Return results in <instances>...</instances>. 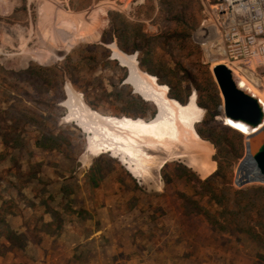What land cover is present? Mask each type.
Here are the masks:
<instances>
[{
	"label": "rangeland",
	"instance_id": "rangeland-1",
	"mask_svg": "<svg viewBox=\"0 0 264 264\" xmlns=\"http://www.w3.org/2000/svg\"><path fill=\"white\" fill-rule=\"evenodd\" d=\"M197 2L200 6L197 26L193 31L184 28L181 33L189 34L200 50L199 55L191 48L180 47V39L174 35L177 24L159 14L163 12L160 0H0V66L3 70L18 71L30 62L45 63L54 58L56 69H63L65 74L60 103L65 100V87L69 85L90 108L101 114L150 119L149 106L141 103L131 85L126 84L129 88L122 85L127 70L111 58L110 44H114L124 53L136 54L138 64L142 61L144 69L159 72L161 83H174L173 94L182 102L186 103L190 94L195 93L197 104L204 109L201 121L213 115L214 120H222L229 126L226 117L217 112L222 105L218 87L219 95L214 99L207 84L199 79L194 84L183 75L184 68L193 72V62L206 65L210 72L213 65L223 63L220 33L210 25L203 11L216 0ZM184 4L189 9L194 2L185 0ZM108 12L111 23L107 22ZM105 24L107 32L115 37L100 46L97 39ZM182 28H176V33ZM144 37L147 43L142 41ZM133 41L140 51L133 49ZM109 53L110 57L106 58ZM2 72L1 69L0 77ZM261 76L264 84V73ZM242 81L254 93V89L262 86ZM18 89L21 92L18 93L25 94V102L15 106V102L4 99L2 94L9 91L4 92L0 84V126L2 121L10 119L22 118L28 122L23 126L24 132L19 133V144L15 147L5 148L0 138V264H80L77 251L80 234L105 227L110 219L111 230L121 232L122 240L124 233L130 235L136 230V218L139 222L146 218L159 221L155 229L158 238L152 243L148 236H142L149 233L146 223L134 241L136 250L132 254L140 260H149L147 264H193L185 253L192 249L188 235L194 231L193 224L198 236L206 239L197 241L205 246L203 254L209 256L198 257L195 264H264V233L250 239L245 234L236 238L233 233L223 231V237H219L208 227L202 214L185 217L178 208L182 194L186 209L215 210L196 182L206 179L217 167L212 143L204 139L205 143L201 142L210 151L207 160L210 168L203 169L198 161L200 168L195 167L191 156L176 146L170 154L160 153L151 176L140 180L112 152L87 153V134L75 123L64 120L67 112L64 106L52 105L53 99L61 96L59 90L54 95L47 94L28 84H19ZM46 94L48 98L41 103ZM10 96L17 95L12 91ZM29 98L35 102L31 103ZM200 122L195 127L208 134ZM232 129L229 147L218 156L230 163L231 186L264 187V183L237 185L236 169L245 154V135ZM41 134L57 137L55 148L46 151L34 146V140ZM78 158L84 160V165L76 170ZM216 181L227 180L219 177ZM246 193L259 194V202L264 201V191ZM99 195L108 202L105 209L92 207ZM147 202L152 209H145ZM140 208L144 209L141 213ZM260 221L264 225V220ZM169 239L172 241L166 243ZM109 240L102 237L100 246L109 245ZM71 244L74 248L69 250ZM167 244L166 252H153ZM82 259L85 260L83 256ZM89 262L95 264V260Z\"/></svg>",
	"mask_w": 264,
	"mask_h": 264
},
{
	"label": "trees",
	"instance_id": "trees-1",
	"mask_svg": "<svg viewBox=\"0 0 264 264\" xmlns=\"http://www.w3.org/2000/svg\"><path fill=\"white\" fill-rule=\"evenodd\" d=\"M185 0H160L161 3V9L162 13L160 11L159 14L167 17L168 20L174 21L177 25L176 28H179L183 26L182 30L176 33V28L174 29V35L177 36L180 41L178 43L180 44L181 48H191L192 52L195 55L200 54V50L198 46L194 45L191 40L189 39V34L183 32L181 33L184 28L189 27V31H193L198 23V12L200 9L199 3L197 0H189V2H194V5H191L189 9H187V6L184 4ZM179 2V3H178ZM110 21V22H109ZM111 23V13L108 12V21ZM107 24L103 26L101 29V32L99 34V37L97 39V42L100 44H108L113 41L115 34L114 33H108L105 29ZM142 41L144 43H147L145 37L142 38ZM133 49L140 51V46L137 44V42L133 41ZM102 46V45H100ZM121 49L125 50L124 47H121ZM110 57V53L107 54L106 58ZM64 60H66V57H64ZM193 72H195V75H191L193 72L188 71L187 69H183V75L184 77H187L191 82H194L195 80L199 79L204 82V84H207L209 86L211 96L216 99L218 98V89L215 81L212 78L211 72L208 69L206 65H201L199 62H193ZM139 67L140 69H144L142 65V61H139ZM57 61L56 59H52L51 62H45V63H33L30 62L28 66L24 69L18 70V71H12V70H3V68L0 66V70L2 69L3 77H0V84L4 86L6 91H9L7 93L2 94V96L7 101H13L16 103L15 106H19L21 103L25 102V94L21 95L18 86L19 84H28L32 85L35 88L43 89L45 90V93L47 94H56L57 90L60 91V95L62 93L64 81H65V74L63 69H56L57 67ZM60 68V67H59ZM146 72L151 73L152 75L157 77V80L161 83V74L157 71H150L148 69H144ZM126 77V72L124 73L122 77V82L124 78ZM197 84V83H196ZM126 85V84H122ZM168 86V96L174 99H177L181 103L182 100L180 97L176 94H173V91L175 89V85L172 82H168L166 84ZM128 86V85H126ZM198 86V85H197ZM129 88V86H128ZM16 93L17 96L11 97V92ZM20 92V93H18ZM45 95L44 101H40L41 103H44L46 101V98H48V95ZM138 99L141 101V103L144 106H149L150 108V119L155 114V107L150 102H145L142 100L139 96H137ZM62 95L58 98L53 99L52 105L55 108H59V103L62 101ZM29 101L35 102L34 99L29 98ZM9 104V103H8ZM220 110L218 109L217 112ZM145 118V117H144ZM148 120V119H146ZM28 124L27 121H24L22 118L18 119H10L9 121H2V126H0V138L2 141V144L5 148H12L15 147L17 143L19 144V140L17 139L19 136V133L24 132L23 126H26ZM200 126H204L207 128L208 134L205 133L203 129L200 127H195L196 131L199 136L209 141L213 144L215 148V154L213 155V160L216 162V169L214 172H212L210 175L206 177V179L202 181H196L198 185L201 187L202 195H205L207 197V203L211 204L213 207H215V210L212 212L206 211L205 209H199L193 208L186 209L185 207V201H184V195L180 194V198L182 202L178 206V208H181V213L183 216L187 217L190 215V217L198 214H202L204 217V221L208 225V227L216 232L219 237H223V231L225 233L231 232L233 233L236 238H238V235H246L248 238H259L261 234L264 233V225L261 224L260 220H264V201L259 202V194H256V196L251 195L248 196V193H246L247 190H252L257 193L263 192L264 187L262 186H250L247 188H240L235 189L231 186L230 181V163L224 162L218 158L219 154L222 152V149H226L229 147L228 143V136L234 130L228 126L227 124H223V121H216L213 118V115L211 118H204L200 122ZM20 131V132H19ZM15 136V137H14ZM58 138L48 136L45 134H41L40 137L34 140V146L49 151L56 146V142ZM27 141L25 142V144ZM23 147H26V146ZM219 177L225 178L227 181H216ZM136 190H139L138 187H136ZM198 194V192H195ZM196 204H199L196 202ZM136 206V205H135ZM129 207V209L133 208ZM137 208V206H136ZM152 209L151 203L147 202L145 205V209ZM142 208L139 209L138 212H142ZM260 211L263 212V216L260 213ZM261 218H260V216ZM139 218L135 219V224L137 225L136 230L133 231V233H130L128 235L132 241L134 242L137 238V232L140 231L141 226H144V224L149 225V233L142 234V236L149 237V242L152 243L153 239L156 237L158 238V234H155V229L158 228V222L154 218H146L143 221L139 222ZM158 223V224H157ZM126 226V224H125ZM193 230L189 236L191 238L190 241H192V249H188V251H185L186 257H188L189 261H192L193 264L196 263V259H202V258H209L208 255L203 254L205 246L199 245V241L197 240H205L201 239V235L198 236V230L195 225L193 224ZM157 235V236H156ZM178 237H180L178 234H176ZM126 236V235H124ZM166 236V235H163ZM187 236V237H188ZM188 238V240H189ZM199 238V239H198ZM137 240V239H136ZM172 241L169 239L166 241V243ZM239 241V239H237ZM195 242V243H194ZM171 244V243H170ZM166 249H169V246H158L156 249L153 250L154 253H161L166 252ZM83 250V248H82ZM92 250V249H91ZM203 254V255H202ZM201 255V256H200ZM199 257V258H198Z\"/></svg>",
	"mask_w": 264,
	"mask_h": 264
},
{
	"label": "bare ground",
	"instance_id": "bare-ground-1",
	"mask_svg": "<svg viewBox=\"0 0 264 264\" xmlns=\"http://www.w3.org/2000/svg\"><path fill=\"white\" fill-rule=\"evenodd\" d=\"M110 47L111 58L127 70L125 84L131 85L133 93L139 95L142 100L152 103L156 113L148 120L141 117L101 114L90 108L80 95L67 85L66 98L62 102L67 110L64 120L75 123L87 134V153L97 155L112 152L131 175L140 180L151 176L157 167L158 159L161 158L160 153L170 154L176 146L191 156L195 167L200 168L199 165H202L203 169L210 168L207 162L210 151L206 145L201 144L205 141L195 129L204 114V109L196 102V94H190L186 103L169 97L166 84L158 82L154 75L140 69L136 54L124 53L114 44H110ZM237 83L247 89L261 104L262 118L253 127L255 129L264 123V102L239 77ZM227 121L230 126L246 134L243 126L228 119Z\"/></svg>",
	"mask_w": 264,
	"mask_h": 264
},
{
	"label": "built area",
	"instance_id": "built-area-1",
	"mask_svg": "<svg viewBox=\"0 0 264 264\" xmlns=\"http://www.w3.org/2000/svg\"><path fill=\"white\" fill-rule=\"evenodd\" d=\"M203 11L220 33L223 64L263 89L264 0H216Z\"/></svg>",
	"mask_w": 264,
	"mask_h": 264
},
{
	"label": "water",
	"instance_id": "water-1",
	"mask_svg": "<svg viewBox=\"0 0 264 264\" xmlns=\"http://www.w3.org/2000/svg\"><path fill=\"white\" fill-rule=\"evenodd\" d=\"M211 72L222 97L221 117L223 115L233 123L243 126L247 131L246 134L243 133L245 154L236 169V183L238 186L262 184L264 183V123L253 129L262 118L261 104L247 89L238 86V77L225 64L213 65ZM124 80L123 84H125ZM59 104L63 106L62 103ZM83 165L84 160L78 158L75 169Z\"/></svg>",
	"mask_w": 264,
	"mask_h": 264
},
{
	"label": "crops",
	"instance_id": "crops-1",
	"mask_svg": "<svg viewBox=\"0 0 264 264\" xmlns=\"http://www.w3.org/2000/svg\"><path fill=\"white\" fill-rule=\"evenodd\" d=\"M254 90L255 94L257 93L259 96L257 94L256 95L260 99L264 100V93H262V91L264 90H262L261 88ZM107 203L108 202L103 199V196L101 197L99 195L97 201L93 203L94 205H92V207L93 209H95L102 206L101 208L105 209V205H107ZM108 220L109 222L105 227L92 229L85 234L79 235V239L77 240V251L80 253V256H78L80 258V264H87L89 260H95V264H147L149 260H140L138 259V257L136 258V256L132 254V252L136 250V247L134 246L135 243L132 241V239L124 233V235L126 236H124L125 238L121 240V232H115L113 229L111 230L110 219ZM104 236L110 238L108 243L109 245L100 246V239ZM72 248H74L73 244L68 247L69 250H71ZM80 249L82 252H80ZM97 253L98 255L95 256ZM82 256L85 260L82 259ZM116 256H121L122 258L116 259ZM91 263L92 262H89L88 264ZM70 264H72V262H70Z\"/></svg>",
	"mask_w": 264,
	"mask_h": 264
}]
</instances>
